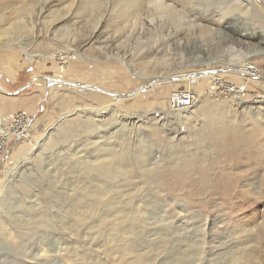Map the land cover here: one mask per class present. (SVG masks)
<instances>
[{"label": "rangeland", "instance_id": "obj_1", "mask_svg": "<svg viewBox=\"0 0 264 264\" xmlns=\"http://www.w3.org/2000/svg\"><path fill=\"white\" fill-rule=\"evenodd\" d=\"M238 55L264 77V0H0V133L31 120L0 154V264H248L264 79L243 101L161 79L246 83Z\"/></svg>", "mask_w": 264, "mask_h": 264}, {"label": "bare ground", "instance_id": "obj_2", "mask_svg": "<svg viewBox=\"0 0 264 264\" xmlns=\"http://www.w3.org/2000/svg\"><path fill=\"white\" fill-rule=\"evenodd\" d=\"M156 5L160 6V7H164V8H168V6H166L165 4H163L162 2H157ZM157 8V7H156ZM70 56V55H69ZM72 56V55H71ZM74 57V56H73ZM71 57V59H75L76 57ZM67 58H70V57H67ZM230 58V57H229ZM28 60L29 61H32L33 60V56H30L28 55ZM248 61L250 60L249 58H246V57H243V56H235V57H232V59L227 62V67L225 68V70H229V74H235V75H239V74H242L244 75V77H242V79H245L247 82L246 83H242V84H246L249 88L250 86V82H254V83H258L260 82L262 79H264V77L262 76V74L260 72H256V70H253L254 68V65H251L250 63H246V66L244 68L240 67L239 65L242 64L244 61ZM255 68L258 69L257 66H255ZM254 68V69H255ZM62 69V68H61ZM64 69V67H63ZM259 70V69H258ZM206 73H209L208 75L205 74V72H202V71H199V72H195L193 74H189V78H185L186 76L182 74L179 75V77H168V76H164L162 77L161 79H165V82L166 80H175V81H180L181 78H183V80L181 81H187L190 85H191V89H192V86L194 85V88H196V91H198V93H200L202 90V88H204L203 86L205 85L204 83V80H208L210 79V81L212 79H214L213 81H211V84L213 85H216L218 83H221V81L217 82L218 79H216V75L214 76V73L215 72H212V71H207ZM239 73V74H238ZM248 75V76H246ZM59 77H57L58 81L60 80V78L62 77V75H58ZM255 77V78H253ZM263 77V78H262ZM212 78V79H211ZM218 78V77H217ZM204 79V80H202ZM220 79V77H219ZM241 79V78H240ZM244 81V80H243ZM263 81V80H262ZM209 82V80H208ZM217 82V83H216ZM216 83V84H214ZM196 85V86H195ZM211 92L212 93H215L216 92V88L214 86H212L211 88ZM193 90V89H192ZM210 91V90H209ZM215 91V92H214ZM202 94V93H201ZM123 97L120 96L119 98H115V101H122ZM241 101L243 100H248V99H240ZM196 101V97L193 98V104L195 103ZM261 103V102H259ZM190 108H187V109H184V112L186 110H188ZM183 111V110H182ZM181 111V112H182ZM3 123V121L1 120V115H0V125ZM4 133H0V137L1 135H3ZM241 177V176H240ZM244 191L240 192L239 193V196H238V193L236 195L237 198H240L242 199L241 203L239 204V212H241L243 209L246 208V206L248 204H250V201H251V197H248V196H245V193H243ZM246 192V191H245ZM249 193V192H248ZM262 194V195H261ZM251 195V194H250ZM254 196V195H253ZM254 200H258L261 204H264V185H263V189H262V192L257 194V197L254 199ZM249 207V206H248ZM246 211V210H245ZM264 214V213H263ZM262 215V214H261ZM261 215H258L256 214L255 215V218L253 220H256L258 218L261 217ZM264 217V216H263ZM240 219L241 216H240ZM264 220V219H263ZM241 230V229H239ZM253 229L249 230L247 232V234H245V238H243V241L249 245V247L247 248V250L251 251V254H249L247 252V263L248 264H264V237L262 238L261 235L257 234L256 231H254L255 235L251 232ZM250 232V233H249ZM259 232V231H258ZM242 241L239 240L238 244H241ZM58 249V248H57ZM56 250V249H55ZM44 250H42L43 252ZM46 251H44V254L46 255L45 253ZM52 252V251H50ZM125 253V252H124ZM57 254V253H56ZM129 254V253H128ZM45 255L44 256H40L39 259H45ZM48 255V254H47ZM37 260V259H36ZM39 262V261H38Z\"/></svg>", "mask_w": 264, "mask_h": 264}, {"label": "built area", "instance_id": "obj_3", "mask_svg": "<svg viewBox=\"0 0 264 264\" xmlns=\"http://www.w3.org/2000/svg\"><path fill=\"white\" fill-rule=\"evenodd\" d=\"M219 81H221V83H214L216 85L213 86L217 90L216 93L222 96L237 99H247L251 96V92L246 84L230 83L218 79L217 82ZM194 97H198V94L187 89L176 90L172 92L169 97L170 110L173 112H178L193 107ZM255 100H264V98L256 97ZM30 122L31 120L29 119L28 114L25 112L11 116L8 123H6L4 134L0 137V154L6 151L8 142L12 140L20 141L25 137V132Z\"/></svg>", "mask_w": 264, "mask_h": 264}, {"label": "water", "instance_id": "obj_4", "mask_svg": "<svg viewBox=\"0 0 264 264\" xmlns=\"http://www.w3.org/2000/svg\"><path fill=\"white\" fill-rule=\"evenodd\" d=\"M0 131L3 132V129L1 128Z\"/></svg>", "mask_w": 264, "mask_h": 264}]
</instances>
